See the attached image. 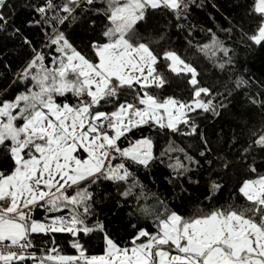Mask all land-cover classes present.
<instances>
[{"label": "snow or ice", "instance_id": "6c2138e0", "mask_svg": "<svg viewBox=\"0 0 264 264\" xmlns=\"http://www.w3.org/2000/svg\"><path fill=\"white\" fill-rule=\"evenodd\" d=\"M192 6L202 5L197 0H42L30 5L36 16L27 20V27L43 33L39 48L19 27L12 28L11 35L19 36L31 55L8 84L23 90L11 98L7 90L0 93V264H264V171H258L264 167V89L246 94L245 106L233 112V94L249 88V80L238 76L223 92L203 86L196 66L176 50L157 51L148 34L149 21L161 14L191 35L197 27L189 20ZM236 7L250 21L249 32L240 28L241 39L264 48V0H242ZM9 15H15L12 0H0V32L9 27ZM81 22L93 34L86 44L91 55L66 34ZM236 30L229 21L227 28H208L207 43H188L224 71L233 67L228 43ZM166 33L167 28L158 32L155 42ZM3 67L10 71L8 64ZM169 76L186 79L188 99L161 94L171 87ZM226 117L239 131L225 137L220 129L221 148L209 159L212 142L201 121ZM144 127L198 139L199 159L172 141L156 157L151 135L133 139ZM164 156L172 170L169 184L185 178L198 184L188 174L202 167L201 160L223 172L243 165L251 177L236 190L244 203L198 208L189 215L170 208L133 171L148 170L157 159L163 163ZM109 185L124 186L115 207L131 209L127 223L118 215L101 219L97 211L111 198ZM222 187L210 178L205 199L211 202ZM56 234H67L74 254L63 252ZM37 236L43 246L34 243ZM94 237L102 246L99 254H90L87 246Z\"/></svg>", "mask_w": 264, "mask_h": 264}, {"label": "trees", "instance_id": "16d2710c", "mask_svg": "<svg viewBox=\"0 0 264 264\" xmlns=\"http://www.w3.org/2000/svg\"><path fill=\"white\" fill-rule=\"evenodd\" d=\"M41 2L42 0H20L18 6L14 9L15 15H9V27L6 31L0 32V93L7 90L8 98L14 96L17 91L23 90L22 86L8 88V84L13 78L14 73L20 70L24 62L31 55L30 50L22 44L19 36L11 35L12 28L19 27L21 32L33 41L34 46L38 44L41 46L44 42V36L40 27H27V20L36 16L32 12L30 5H37ZM241 2L242 0H197V3L202 6L191 7L189 20L197 26L191 35L187 31H181L175 28L171 16L156 14L151 18L147 26L148 34L153 41L152 46L157 51L161 49L176 50L185 60L197 67L200 73L199 79L203 86L223 92L225 88L232 89V82L238 76L249 80L251 82L249 88L234 92L231 105V111L233 112L245 106L246 94L255 93L264 89V48H261L259 45H253L246 39H241L240 28L242 27L245 32H249L250 24V21L244 17V9L236 7ZM213 4L216 5L215 8L212 7ZM229 21L237 25V30L233 33L228 43V46L233 49L234 60L232 68L222 71L215 67L211 60L205 58L203 54L198 53L194 47L189 45L188 41L191 40L193 45L197 42L207 43L210 37L206 30L212 28L213 31H217L218 28H227ZM97 23L99 24V20ZM165 28H167L166 38L156 43L155 41L158 40L156 34L164 31ZM66 34L81 51L87 55H91L86 44L93 34L87 29L85 23L81 22L69 26L66 29ZM218 34L223 38L221 33L218 32ZM5 63L10 66V71L4 69L3 65ZM169 79L171 81V87L166 88L161 93L162 95H176L181 99H188L190 97L191 89L183 76L179 78L169 76ZM201 126L204 129L205 135L212 142L213 153L209 159L215 157L217 155V149L221 148V144L217 142L216 137V133L220 129H223V135L225 137L231 135L234 128L239 131V127L231 117H226L224 120H217L215 122H210L209 118L208 120L201 121ZM141 134L146 136L151 135L153 137V153L156 157H160L161 151L168 149L170 146L169 141H172L177 148L182 147L190 155L196 156L199 159L198 152L201 146L198 139L181 138L178 136L170 137L167 134L158 135L150 131L147 127L143 128L142 133H135L133 139L139 138ZM228 158L234 159L232 156ZM257 160L259 161V157H257ZM169 162L168 156H164L163 163L157 159L151 164L148 170L134 168L133 171L136 172L139 180L146 186L148 192L155 193L161 199H165L170 208L179 210L184 215H189L198 208H203L204 211H208L211 207L225 206L233 202L235 204L244 203L236 191L243 179L251 178L246 173L243 165L236 164L227 172H223L217 164L213 163L210 167L201 160L202 167L188 174L192 180H199L198 184L189 183L186 178L169 184L167 178L172 175V170L167 167ZM258 171H264V167H258ZM210 178L221 183L223 186L215 194L211 202L205 199L209 194ZM180 185H182L184 191L181 190ZM111 188L112 186H108L107 190L110 191ZM117 198L115 194L110 199L99 203L97 205V211L100 213L101 219L107 217L109 220H112L114 216L118 215L127 223L129 219L127 214L131 209L127 205L122 209L116 208L115 202ZM120 202L123 203L122 200ZM131 203L132 201L130 200L129 204ZM36 216L41 218L43 216L42 210H38ZM116 223H119V221H116ZM145 226L150 228L149 224ZM120 236L123 240L128 239L123 228L120 229ZM67 240V234H56V242L63 252L65 254H74ZM34 243L37 246H43V242L39 236L34 239ZM87 246L90 254H99L101 252L102 246L99 243V237H94Z\"/></svg>", "mask_w": 264, "mask_h": 264}, {"label": "rangeland", "instance_id": "374dc122", "mask_svg": "<svg viewBox=\"0 0 264 264\" xmlns=\"http://www.w3.org/2000/svg\"><path fill=\"white\" fill-rule=\"evenodd\" d=\"M12 3L14 4V9L15 7L18 6V4L20 3V0H12ZM40 44H38L36 47L39 48ZM109 187H111V185H109ZM123 185H119V186H112V188L110 189V193H111V197H113L115 194H117V191H122L123 190Z\"/></svg>", "mask_w": 264, "mask_h": 264}]
</instances>
